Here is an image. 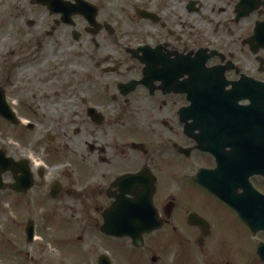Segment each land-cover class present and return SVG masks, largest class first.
<instances>
[{"label":"flooded vegetation","instance_id":"flooded-vegetation-1","mask_svg":"<svg viewBox=\"0 0 264 264\" xmlns=\"http://www.w3.org/2000/svg\"><path fill=\"white\" fill-rule=\"evenodd\" d=\"M48 1L27 0L52 22L42 38L69 33L72 63L85 72L71 71L74 139L63 144L59 136L56 150L72 165L49 181L48 167L26 157L43 123L13 97L15 76L1 81L14 121L0 115V218L10 201L29 212L36 189L38 206L78 212L76 231L94 252L90 264H264V230L251 229L209 190L220 187L230 199L248 184L264 196V124L242 113L264 111V0ZM12 163L29 169L34 186L27 192L13 190L25 177L7 168ZM145 187L157 220L133 212ZM5 222L0 237L7 239L17 224Z\"/></svg>","mask_w":264,"mask_h":264},{"label":"rangeland","instance_id":"rangeland-1","mask_svg":"<svg viewBox=\"0 0 264 264\" xmlns=\"http://www.w3.org/2000/svg\"><path fill=\"white\" fill-rule=\"evenodd\" d=\"M27 20H35L36 26L28 27ZM81 24L83 27L82 22ZM50 26L52 22L48 14L40 9L31 10L27 0H0V82L8 84L9 78L15 76L13 83L14 91L17 90V93L13 91V97L18 101L25 100L28 112L34 115L32 118L37 119L39 124L43 123L42 126L37 125L32 132L27 151L30 148L31 150L26 157L33 158L37 164L41 165L40 167H48L46 171L49 181L57 180L61 169H71L72 162L68 156L64 155L59 160V151L56 150H59V136L63 144L71 143L74 139V111L72 102L69 100L72 96L71 88H73L71 71L85 75L81 63L79 65L72 63L76 44L69 33L64 32L63 37H59L58 31L53 37L42 38L46 37L44 32ZM59 42L64 51L63 69L66 68L64 73H60V77L59 71L63 69L59 70V48L61 49ZM21 49L24 51H20ZM23 54L28 58L26 62L21 60L24 59L20 57ZM14 63L19 65L13 68ZM69 64L73 65L69 67ZM66 71L67 76H63ZM96 78L99 79V76ZM59 88H62L60 93ZM48 136L55 142H50ZM41 140H44L46 145L36 148ZM44 147H46L45 151H43ZM71 147L72 145L69 150ZM15 148L18 155H21L20 150L23 149L17 145ZM37 153L43 156L39 157ZM32 194L34 202L29 212L22 205L12 201H10V207H4L7 209V214L0 218V229L5 228L7 225L5 221L8 220L9 222L15 220L17 226L11 235H7V239L0 237V247L5 251H0V264H90L94 252L89 251V240L83 238L81 241V236L76 231L75 226L80 220L78 212L70 209L54 210L52 205L59 207L58 203L49 202V205L44 203V207L38 206V202L42 200L36 198L40 191L35 189ZM208 200L209 203L213 202L212 205L217 204L210 198ZM222 215L225 219L237 220L229 211L222 212ZM29 216L38 229L36 241L31 245L27 243L26 235L22 231L27 226ZM21 228L23 229L20 230ZM11 244L15 248H10Z\"/></svg>","mask_w":264,"mask_h":264},{"label":"water","instance_id":"water-1","mask_svg":"<svg viewBox=\"0 0 264 264\" xmlns=\"http://www.w3.org/2000/svg\"><path fill=\"white\" fill-rule=\"evenodd\" d=\"M39 3H42L43 5L48 4V0H37ZM50 8L51 5L49 4ZM55 9H52V13H56L57 11H54ZM64 11L67 13V16L72 15V11L68 8L64 9ZM68 18V17H67ZM67 18L65 19V22L68 23ZM69 19V18H68ZM244 115H248L249 113L255 115L256 117H259L261 119L262 124H264V111H251L249 109H246L242 112ZM0 115L9 121H14V116L12 113L8 110V107L6 106V101L4 99L3 93H0ZM245 123V122H241ZM260 168L263 170L261 175L264 176V159L260 163ZM7 168L13 170L14 172H23L24 179H17V184L12 187L13 190L17 192H27L29 189H31L34 186V181L32 179V176L29 172V169H26L25 172L22 171V167L19 168V164H10ZM25 181V186L21 187L22 182ZM214 195L218 196L221 200L228 203L231 207L235 208V210L240 215L241 219L246 221L248 226L255 230H264V197L256 193L250 185L246 184L245 193L240 196H230V199L228 196L221 191L220 187L218 190H212L209 189ZM125 196V195H123ZM152 197H153V191L150 187H145L144 192L141 195V198L134 202L135 207H137V210H133L137 215L139 214H146V215H153V218L157 220L156 212L152 205ZM153 212V214L151 213ZM129 218V217H128ZM140 218L139 216L135 215V219ZM144 219H149L147 217H144ZM144 228H147V225L143 226ZM158 225H155V228H157ZM27 237L28 241L32 242L34 238L35 233V223L33 221L29 222L27 226ZM116 234V233H113ZM259 255H261V259L264 261V250L259 249Z\"/></svg>","mask_w":264,"mask_h":264}]
</instances>
